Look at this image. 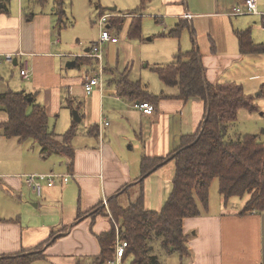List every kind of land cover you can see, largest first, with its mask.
I'll use <instances>...</instances> for the list:
<instances>
[{
    "label": "crops",
    "instance_id": "0c3cea01",
    "mask_svg": "<svg viewBox=\"0 0 264 264\" xmlns=\"http://www.w3.org/2000/svg\"><path fill=\"white\" fill-rule=\"evenodd\" d=\"M243 3L244 0H159L162 18H171L166 21L171 29L181 20L187 22L181 36L186 34L189 46L186 50L180 47L178 52L197 47L209 83L233 81L242 84L248 94L257 90L264 94V52L242 53L238 36V32H248L255 44H264V36L256 34L258 29L264 31V16L230 14ZM63 4L64 0L60 5L57 0H0V53L23 50L33 71L30 79L23 80L20 75L23 58L17 64L15 61L0 64V93L8 90L33 93L35 102L48 114L50 128L58 134L66 132L74 123L77 125L72 169L62 155L41 153L37 158L35 148V156H25L32 146L25 143L22 147V140L5 137L0 126V183L13 198L11 206L0 212V256L39 252L42 258L32 264H101L104 253L99 236L112 228L117 236V226L124 231L110 211L109 200L129 187V193L123 194L128 197L124 204H128L135 197L130 192L141 183L146 209L160 211L166 199L164 192L172 185L176 163L168 161L142 179L141 159L164 157L175 151L184 137L198 131L206 115V104L199 97L189 100L176 97L178 87L165 85L154 92L147 87L148 92H164L170 96L154 104L152 115L144 114L134 106L140 100H130L110 81L116 76H129L133 69V63L129 62L124 72L110 69L107 85L112 83V87L104 80L102 89L96 87L87 93L83 79L92 70L89 67L80 72L71 69L84 62L96 64L92 57L77 55L88 53L92 45L82 51L66 50L68 42L64 43V32L56 23L66 20ZM258 6L264 12V3ZM139 7L143 8L141 2ZM103 14L98 11V18ZM112 14L121 16L126 11ZM128 15L132 22L133 16L139 14ZM242 15L250 17L234 21L233 18ZM110 21L108 28L116 29L110 28ZM118 42L109 43L108 51ZM168 60L164 58L145 67L165 66L174 58ZM107 70L109 67L105 66ZM68 99L73 102L72 107L67 105ZM261 115L264 116V111ZM7 120L8 112L0 106V125ZM103 120L109 121V125ZM81 121L85 122V129L78 134ZM256 127L250 131L264 140V121ZM33 157L37 165L29 164ZM31 173L67 174L70 178L65 182L59 177L53 186L44 184L42 193L38 194L27 183L26 175ZM216 198L215 203L210 192L207 207L200 203V214L184 218L183 230L188 236L190 254L178 252V262L264 264V211L242 213L249 194L241 197L243 201L237 199L239 196L225 200L220 192H216ZM115 242L116 237L110 259L114 256ZM123 264H127L124 257Z\"/></svg>",
    "mask_w": 264,
    "mask_h": 264
},
{
    "label": "trees",
    "instance_id": "16d2710c",
    "mask_svg": "<svg viewBox=\"0 0 264 264\" xmlns=\"http://www.w3.org/2000/svg\"><path fill=\"white\" fill-rule=\"evenodd\" d=\"M57 1L59 5L62 2ZM150 1L141 0L142 7ZM100 7L98 3L97 8ZM130 13L134 12L122 16ZM125 20V17L113 15L110 28L120 31ZM187 25L185 20H181L167 35L180 38ZM141 32V18L133 16L127 35L133 39L140 37ZM238 36L242 53L264 52V44H255L248 32H238ZM154 71L165 85L178 87L176 97L184 100L199 97L204 100L206 115L198 131L184 137L175 151L164 157L143 156L141 159L142 179L168 161L174 160L176 163L172 190L160 211L146 209L141 183H138L140 187L130 192L135 197L128 204H123L122 196L129 193V187L109 200L110 211L122 224L124 236L129 241L124 258L131 259V264H163L156 253L158 244L168 251H177L186 256L190 254L183 220L200 214V203L207 207L209 185L215 178L219 180V190L225 200L249 194L242 213L264 211V140L252 133L229 136L235 129L232 124L237 121L241 108L249 111L259 109L255 95L248 94L237 82L209 83L205 79L201 53L195 46L188 51H179L173 62L156 66ZM110 81H114L118 90L130 100L149 101L157 105L170 96L164 92H148L146 83L140 79L132 80L128 75L116 76ZM34 96L25 90L0 93V106L8 112V120L0 125L3 135L16 137L20 141L32 137L40 143L43 155L65 156L68 168L72 169L75 157L73 139L77 134V125L72 124L62 134L56 133L50 128L45 108L35 102ZM67 105L72 107L73 102L68 99ZM115 237L114 228L99 236L104 253L101 264L111 257ZM40 258L42 255L39 252L4 255L0 256V264H32Z\"/></svg>",
    "mask_w": 264,
    "mask_h": 264
},
{
    "label": "rangeland",
    "instance_id": "374dc122",
    "mask_svg": "<svg viewBox=\"0 0 264 264\" xmlns=\"http://www.w3.org/2000/svg\"><path fill=\"white\" fill-rule=\"evenodd\" d=\"M140 2L141 0H64L63 7L66 11V20L63 22L58 20L56 23L61 27V31L64 32V43L68 42L66 44V50L68 52H73L77 50H85V48L90 47L94 42L99 40L101 29L99 24L96 22L99 16L98 11H102L103 13L115 12L117 14L125 13V11L126 13L132 11L139 14L137 16L141 18L142 23V32L140 37L133 39L128 37L127 32L130 25L129 23L131 22V17L129 15L122 16L124 15L122 14L121 16H118L125 17L126 19L120 31L111 29V31L118 36L119 42L112 47V50L109 49L108 51V44H106V48L104 49V66L109 67V70L105 71L104 80L107 85L110 78V69H115L119 73L124 72V68L129 62L131 64L133 63V69L129 73L130 79L136 80L141 78L142 81L148 85V89L154 92V90L160 89L161 86H165V84L154 71L152 66H145L147 64L153 65L155 62H161L164 60V58L169 59L166 61L169 62L174 58L175 53L178 52L180 47L182 50H186V46L189 45L185 39L186 34H183L180 39L167 35L171 27L167 25L166 21L168 20L167 22H169L171 18H168L167 20L162 18V7L159 4V0H156L155 2L152 0L151 2H148L143 8L139 7ZM98 3L101 4L100 9L97 8ZM263 3L264 0H259V5H262ZM155 14H159L160 16L156 18ZM244 17L250 16L242 15L233 19L235 21L236 19ZM208 21L209 20H203L204 23H207ZM199 23L200 21L196 22L198 33L200 31ZM193 32L195 33L194 28ZM256 34H258L257 36L263 37L264 31L258 29ZM194 38L196 39V34ZM191 41L192 39L190 38V42ZM73 44H76L79 47H72ZM95 66V62L93 65H91V63L84 62L76 68H72L71 70H77L80 72V70H84L88 67L93 70ZM14 70L17 73L19 71V67L16 66ZM107 86L112 87L113 84L109 83ZM168 88L173 87L168 86ZM253 94L255 95L256 102L260 109L257 111H249L245 108H241L239 110L237 121L232 124V127H235V129L229 134L230 137H236L234 134L240 131L251 134L253 133V131H250L252 130V127L257 128L256 125L258 122L264 121V116L261 115V113L264 111V94H262L259 90L255 91ZM84 129L85 122L81 121L79 123L78 134L82 133ZM227 140L230 139L228 138ZM22 142V147H24L25 143L32 146V149L25 153V156H35V148L38 153L37 158L41 156L40 143H38L34 138L27 137L24 138ZM33 163H35V165L38 164L35 157L31 158L29 161V164ZM2 186L3 185L0 183V212L1 210H7L11 206V203H13L12 196L7 190H4ZM171 190L172 185L170 188L165 190L164 193L166 195V199L164 200L163 206L160 209L164 207ZM210 192L216 203V199H218L216 198V192H220L219 180L217 178H215L209 185V196ZM237 199H241V197ZM127 200V196L122 197L123 204ZM241 201H243V199H241ZM102 213L104 214V212ZM156 253L158 254L160 260L165 264H175L178 262L180 257L178 252L174 251L170 253L168 250L161 247L156 248ZM126 262L127 264H131V259H127ZM84 264L86 263L84 262ZM178 264L180 263L178 262Z\"/></svg>",
    "mask_w": 264,
    "mask_h": 264
},
{
    "label": "built area",
    "instance_id": "2783aa9c",
    "mask_svg": "<svg viewBox=\"0 0 264 264\" xmlns=\"http://www.w3.org/2000/svg\"><path fill=\"white\" fill-rule=\"evenodd\" d=\"M259 0H244V3L241 6L234 7L233 11L230 14L241 15V14H263L264 12L259 10ZM112 13H104L101 15L97 23L101 29L100 38L97 42H94L91 46V49L88 53H83L80 56L92 57L96 61V66L94 70L88 71L84 75L83 84L87 93H92L96 87L102 89L104 85V49L106 44L117 42L119 40L117 35H114L112 31L108 28L109 21L113 17ZM26 53L23 50L17 52H7L0 53V64L4 62L12 63L16 60L19 61L22 59L20 75L23 80H28L32 76V68L30 67L29 61L24 58ZM134 106L139 108L144 114L152 115L155 111V107L149 101H140L134 103ZM104 121V120H103ZM104 124L109 125V121H104ZM100 127V126H99ZM100 136L102 135L99 132ZM62 177L65 182L70 178V175H61L56 173H32L26 175V180L29 187L37 192L38 194L42 193V187L44 184L53 186L56 182V179ZM129 246L128 239L124 236L123 231L117 226V236L116 242L114 244V256L106 260L105 264H123L124 253Z\"/></svg>",
    "mask_w": 264,
    "mask_h": 264
},
{
    "label": "water",
    "instance_id": "95a60500",
    "mask_svg": "<svg viewBox=\"0 0 264 264\" xmlns=\"http://www.w3.org/2000/svg\"><path fill=\"white\" fill-rule=\"evenodd\" d=\"M72 63H73V62H72ZM72 63H71V64H72ZM15 64H17V60L15 61ZM74 113H75V115H77V112H76V111H75ZM76 117H77L76 119L79 120V119H78V116H76Z\"/></svg>",
    "mask_w": 264,
    "mask_h": 264
}]
</instances>
